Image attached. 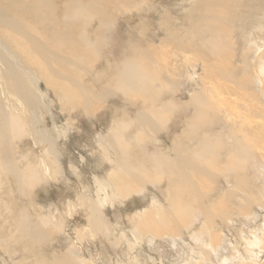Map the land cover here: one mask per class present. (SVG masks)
I'll use <instances>...</instances> for the list:
<instances>
[{"label":"bare ground","instance_id":"6f19581e","mask_svg":"<svg viewBox=\"0 0 264 264\" xmlns=\"http://www.w3.org/2000/svg\"><path fill=\"white\" fill-rule=\"evenodd\" d=\"M158 4L159 0H0V127L10 125L16 133L21 132L20 114H25L37 135L38 128L33 126L38 121L33 122V118L42 119L49 113L40 94L44 87L32 82L35 74L46 81L53 96L57 95L55 100L74 113L95 118L98 113L112 111L107 104L110 100L124 101L126 109L121 107L120 115L113 111L110 125L102 130L101 136L110 145H100L115 150L104 154L112 166L108 171L117 179L115 196H122L126 205L136 195L149 199L134 210L133 217L128 214L124 219L125 226L141 233L128 232L131 236L127 240L134 246L146 239L179 264V254H172L164 242L186 247L183 230H190L193 223L190 236L196 245L191 261H184L196 264L193 259L209 251L224 264H233L239 262L241 251L232 239L224 238L223 230H214V223L230 211L242 217L255 214L258 206L264 208V0H173L172 6L180 13L192 7L193 22L186 27L176 19L177 30L169 25L161 32L146 30L144 17L136 19L135 13L157 11ZM251 11L255 21L249 25L247 14ZM242 13L245 17L240 29H248L242 50H231L230 39L215 43L223 50H195L205 44L201 39L209 33L230 32ZM125 21L133 24L123 35ZM92 22L97 26L89 39ZM215 22L221 25L214 27ZM101 47L108 50L104 57L97 52ZM174 50L190 54L183 58ZM168 60L186 61L184 77H168L164 64ZM103 61L107 68L99 70ZM181 85L189 97L177 100ZM172 93L174 96L167 98ZM180 114L185 116L184 123ZM178 125L183 128L178 130ZM134 127L140 130L132 132ZM163 135L172 138V145L165 146ZM37 150L43 154L39 158L42 164L22 156L24 162L18 166V157H11V148L4 144L0 131V191L5 183L11 194L0 197V207L21 205L20 217L8 216L5 225L15 235L0 238V246L24 244L35 251L32 262L36 264H142L129 255L122 261V255L109 254L110 258L104 252L95 262L96 258L87 254L90 246L89 251L98 255L92 242L98 244L96 240L105 236V223L111 222L94 209L107 207L105 197L94 194V208L85 206L76 232L64 223L51 224L45 216L37 221L33 218L31 205L20 199L26 201L30 194L27 188L33 191L38 184L44 187L56 182L54 168L58 165L42 148ZM251 170L257 172L256 177ZM13 173L20 181H5ZM212 195L216 200L210 202ZM80 209L71 201L64 209V218L68 221L69 215H75L77 219ZM252 219L256 224L254 249L258 251L252 264H264V215L258 211ZM120 221L118 217L115 222ZM40 232L42 242L35 238ZM54 233H60L68 246L63 257L54 255L48 260L42 251ZM206 239H210L208 250Z\"/></svg>","mask_w":264,"mask_h":264},{"label":"rangeland","instance_id":"374dc122","mask_svg":"<svg viewBox=\"0 0 264 264\" xmlns=\"http://www.w3.org/2000/svg\"><path fill=\"white\" fill-rule=\"evenodd\" d=\"M176 1H180V0H176ZM172 2L173 0H159L157 11L151 9L153 11H146L145 13L143 12L135 13V16H137L136 19H138L139 16L144 17L143 26L145 27L146 30L149 31L161 32L160 29L163 31L165 25H169L170 27L175 28V30H177L178 25H176L173 22L176 19H177V23L185 24L186 27H188V25L194 20L193 18H191V16L194 14L192 7H190L187 12L180 13L176 11V8L174 6H172ZM105 9L107 11L110 10V8L107 7H105ZM244 15L245 14L242 13L240 17H238V19L233 22L234 26L230 30V32H218L216 34L209 33L208 36L201 39V41L205 42V44L201 46L199 45L200 48L199 49L196 48L195 50H223L224 49L223 46H220L217 49L215 43L217 41L225 42L228 39H230L231 42L233 43L231 46V50H242L244 48L243 46L244 34L248 30L246 27L240 29V23L241 20L244 19L245 17ZM135 16L133 14H130L129 18L135 20ZM247 18L249 25L252 24L255 21L254 12L253 11L249 12L247 14ZM139 21L140 19L136 20V22ZM132 24L133 23L128 21H125L123 23L122 25L123 35L126 33L127 27ZM213 25L214 27H216L221 25V23L215 22ZM96 26L97 24L94 22H92L89 25L88 27V32L90 35L88 37L89 39H92V34ZM165 31L167 32V30ZM156 43H159V39L156 40ZM101 49L102 50H97V52L101 57H104L105 55H107L108 50H103V47H101ZM174 51L180 53V55L183 58H186L190 54L189 52L185 55L182 53L181 50H174ZM104 63L105 61H103V66H100L99 70H105L107 68V66H105L106 64ZM185 63H186L185 60L166 61L164 64H165V69L168 70L170 74L168 75V77H171V75H175L177 78L184 77L185 73L188 72ZM32 82L35 85H42L44 87L45 91L40 94L43 103L46 106V109L48 110L50 116L49 115L47 116L44 113L42 119L33 118V122L38 121L33 126L34 128L36 127L38 128L37 135L33 134L32 128L29 126V120L25 117V114H20V121L22 126L21 132L16 133L10 125L1 126L0 131L3 133L4 136V144L9 145L11 148V151L13 153L11 157H18L15 158L18 166L21 167L22 163L24 162L22 156L27 157L31 161H34L35 164L38 163L42 164V161H40L42 157L40 156H42L43 154L41 153L40 150H37L39 148L40 149L42 148L43 151L49 157L52 156L55 162H57L56 164H58L56 168H54V170H56L54 171L55 172L54 175L56 176L57 179L55 180L56 182H49L44 187H42L41 184H38L36 185L33 191L32 188L31 189L27 188L28 191H30V194L27 196L26 201L20 199L22 203L27 202L28 204L31 205L30 207H32L31 210H32L33 218L37 221L39 220V218H41V216L42 217L45 216L51 220V224L58 222L60 224L64 223L67 229L76 232V229L81 225L80 216L82 213H84L83 209L85 208V206L87 207L88 205H90L89 207H91L92 209L94 208L92 206V203L95 201L93 199H94V194H96L100 199L105 197L106 206L109 208L107 209V207L103 208L99 206V208H94V209H98L99 214H101L103 218H105L106 216L105 219L111 222H108L109 223L108 225L107 223H105L107 227L105 236L100 237L96 240L99 245L96 244V242H92V244H95V247L98 250V255L91 252V250L89 251L90 246L88 247L87 254L89 256H94L96 258L95 262H98L99 254L107 253L110 258L111 256L115 257L116 254L119 256L122 255V261L123 259L126 258L127 255H129L133 257V260L137 259L138 261H141L140 263L142 264H178V261L175 258H171L170 261L169 258L164 256L166 254L163 255L159 249H154L153 246L146 239L144 242L140 243V245H138V242L134 243V246L130 243V241L127 240L131 236L128 234V232H131L134 229L130 228V226H125L123 224L124 219H126V216L128 214L131 217H133V214L135 212L134 210L137 208L139 209L142 208L149 201V199L147 197H146L147 199L143 198L145 200L144 201L143 199H141L140 195H136L132 199H129L130 201L128 200V205H126V202L123 201L122 196L120 197L115 196V193L117 192L115 185L116 177L110 171H108V169L110 167L112 168V166H109L104 156L105 152H112L115 150H110L107 147H103L102 143H106L109 145L110 143H108V140H106L103 136H101L102 130L104 131L105 127L110 125L111 113L115 110H118V114L120 115L121 107L124 108L123 105L125 102L120 100L114 101L115 99H112L107 103L112 108V111L108 113H101V114L98 113L97 117L93 118L90 116H86L80 112L74 113L69 109L62 107V104H60L58 101L55 100L57 98V95L54 96L52 95V92L48 87V85L46 84V81H44L39 75L35 74L32 77ZM177 82L180 83V80ZM180 88L181 90L176 92L177 97H175V99L184 100L188 98L189 92L186 89L182 90L183 89L182 85ZM192 89L193 88H190L189 90L191 91ZM172 96H174L173 93L167 98H171ZM125 109L126 108H124V110ZM19 110L20 112H25L24 109H19ZM180 115L179 116L182 117V119L180 117L179 119L183 120L185 116H183L182 114ZM40 119L42 120V122ZM185 120L186 119H184L181 122L184 123ZM8 121L10 122L9 119ZM172 123L173 122H171V124ZM221 127L222 126H219L216 129L220 130ZM181 128H183V126L178 125V130H180ZM138 130H140L138 127H134L132 132L135 131L137 132ZM164 135L162 136V139H163V143L166 144L165 146L168 147L172 145V141H171L172 138L170 137L169 139L171 140H169L168 137ZM100 142H102L101 145ZM53 151L54 154L51 155ZM55 152H57V154ZM237 156L238 158L240 157L239 155ZM250 164H252L251 161ZM250 173L252 175H255V177L257 176L256 175L257 172L254 170H251ZM4 175H5V171H4ZM5 181L19 182L20 178L14 175L13 173L10 176V178L5 179ZM39 181L41 182V180ZM62 181L64 182V184L68 182L67 183L68 185L67 184L64 185ZM43 182L46 183V181ZM85 187L88 189H86ZM65 194L67 195L64 196ZM259 194L262 195L261 193ZM10 195L11 194L7 190V187L4 183L3 188L0 191V197H9ZM159 196L160 195H158V198ZM13 198L16 201L17 198L16 197ZM84 198H87L85 199V202L88 201V203L82 202ZM163 199L166 201V198ZM215 200H216V196H213L211 197L210 202L211 201L213 202ZM71 201L78 204V206H80L81 209L78 211V214L76 215V217H78L77 219L75 218V215H69L67 221L64 218L65 216L63 212L64 209L66 208V205L69 204ZM236 201L239 200L236 199ZM28 204H26V206ZM188 205H190L191 208L192 202H190ZM188 205L187 206L185 205V208H188L189 207ZM122 206L123 209H120V207ZM20 207H21L20 203L19 204L17 203V205L15 206L13 204L9 206L4 205L0 207V238L10 239L15 235V233L14 232L11 233L9 227L5 225L7 224L8 216L15 215L17 218L20 217L21 215L19 212ZM8 209H12L13 211H11L8 214L7 213ZM258 211H260L261 214L264 215V208L261 210L258 206L256 208L255 214ZM58 214H60V216ZM237 214H238L237 212H232V211L227 213L224 218H221L222 220L219 219L217 221L218 225L217 222L214 223L215 224L214 228H216L214 230L216 231L223 230L222 234L224 235V238L232 239L233 240L232 244L234 243L233 246H235L237 249H240L241 251L240 260L239 262L236 261L235 263L233 262V264H252L253 262H256V257L258 256L257 254L258 251L254 249L256 224L252 218L255 217V214L253 213L245 214L246 217L244 215L240 217V215ZM118 217L119 218L121 217V221L115 222ZM192 219L201 220L202 218L193 217ZM32 222H34L33 219ZM51 224L48 225V227L52 228L53 226ZM196 226H199V221L196 222ZM189 229L190 230H183V239H185L186 241L185 243L188 244L186 245V247L180 248L178 242L175 243L174 245L170 242H164L165 245L168 247V249L171 250L172 254L174 255L179 254L177 255L178 256L177 258H179L180 260L179 264H187L184 261V259L185 260L190 259L191 261V257H193L192 255V251L194 250L193 245L194 246L196 245V242L194 244V240L190 236V234L193 233L192 232L193 223H191ZM138 233H140V231H133V234L137 236ZM37 234L38 236H35V238L38 240V242H42L43 239L40 238L42 233L40 232ZM58 234L59 237H57ZM54 235H55V240H54ZM54 235L52 236L49 244L45 246L43 245L44 250L42 251V253H45V256L46 258L48 257L47 258L48 260L52 259L54 255H58L60 258L63 257L64 256L63 253H65V249L68 246L67 241H65L64 238H62L60 233H54ZM72 236L73 233L70 234L71 238H73ZM76 237L77 236L74 237V240L76 239ZM209 241L210 239L205 240V247L207 250H208ZM238 241L239 243H237ZM101 245H103L104 247ZM100 249H102L101 250L102 253H100ZM200 251L201 250H196L197 253H199ZM222 252L226 253L224 249H222ZM34 254L35 251L32 252V249H27L24 244L12 245L10 248H7L5 244H1L0 264H17L18 261H23L25 264H36V261L32 262V260L35 259ZM109 254H111V256ZM193 260L195 261L196 264H224L222 261H220V259H216L214 255L212 257L209 251H206L203 254H198L196 258ZM263 261L264 259L261 262ZM75 264H79V263H75Z\"/></svg>","mask_w":264,"mask_h":264}]
</instances>
